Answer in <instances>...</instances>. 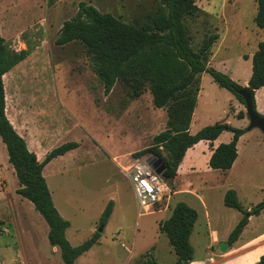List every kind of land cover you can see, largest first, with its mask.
I'll return each instance as SVG.
<instances>
[{
  "label": "rangeland",
  "instance_id": "1",
  "mask_svg": "<svg viewBox=\"0 0 264 264\" xmlns=\"http://www.w3.org/2000/svg\"><path fill=\"white\" fill-rule=\"evenodd\" d=\"M194 1L210 15L208 22L201 16L188 23L194 45L206 34H220L223 42L214 50L225 59L226 65L211 67L223 74L227 68L242 80L250 65L244 58L254 53L258 42L264 39V29L257 28L253 21L255 0H223L222 6V0ZM81 2L126 23L143 22L144 14L156 9L155 0H59L52 6L46 0H0V36L12 51L28 53L23 62L4 76L6 115L11 120L15 112L35 115L32 117L41 120L47 146L55 148L71 141L79 145L76 152L82 156L81 163L71 162L69 154L46 170L53 175L46 178L47 185L55 199L58 197L56 204L67 216L65 220L72 225L67 234L70 244L78 246L100 229L97 244L74 264H137L151 256L159 264H176V256L166 236L159 231V224L168 218L176 204L174 192L182 183L169 182L168 195L144 213L137 210L129 181L112 161V157L120 156L117 161L128 166L135 158L151 157L136 153L151 146L153 137L163 128L164 114L154 108L147 89L132 100L116 84L105 96L83 46L77 42L55 45L62 23L76 15ZM200 93L195 108L197 123L193 127L200 130L226 122L244 133L236 145L238 156L232 170L198 175L193 190L198 192L200 201L209 199L205 188L218 182L221 189L236 191L244 210L253 209L264 201L263 135L256 128L248 130L247 116L242 120L238 113L229 112L228 99L233 95L218 87L206 73L201 76ZM235 101L241 105L236 98ZM241 106L245 113L244 105ZM255 112L258 113L256 106ZM223 135L222 140L228 136L230 140V132ZM0 143L3 145L1 140ZM61 168L64 169L60 171ZM18 188L12 166L8 160L0 161V233L7 227L4 240L10 241L5 251L0 242V264H63L59 250H52L43 235L41 223L46 225L45 221L28 200L16 194ZM110 201L112 216L102 229L98 221ZM189 206L201 211L198 200ZM213 208L211 205L210 209ZM260 217L257 221L263 227L264 215ZM198 223L192 232L191 245L195 257L203 258L206 236ZM216 248L215 245L214 253L218 254Z\"/></svg>",
  "mask_w": 264,
  "mask_h": 264
},
{
  "label": "trees",
  "instance_id": "2",
  "mask_svg": "<svg viewBox=\"0 0 264 264\" xmlns=\"http://www.w3.org/2000/svg\"><path fill=\"white\" fill-rule=\"evenodd\" d=\"M58 0H46L53 5ZM257 8L254 24L264 29V0H255ZM156 9L144 14L143 22L126 23L110 13H101L92 5L79 3L76 15L62 23L55 45L80 43L92 64V70L108 95L120 84L127 97L134 100L147 89L154 107L167 109L166 130L153 137L149 148L137 156L151 154L164 165L162 179L168 184L176 176L177 168L187 149L199 141L211 143L222 132H230L231 140L212 149L208 159L211 170H229L237 157L236 145L243 129L225 122L201 128L195 134L187 131L198 91L197 76L208 74L220 88L226 89L244 105L238 91L247 89L255 110L254 93L264 87V39L251 56V74L246 86L207 66L209 50L218 39L217 33L206 34L195 46L188 23L210 19L194 0H155ZM27 51H12L0 36V139L5 146L7 160L12 166L19 188L16 194L28 200L48 226L47 240L60 252L63 264H74L77 258L97 244L100 234L94 232L78 246H72L65 231L69 222L55 208L42 170L52 159L78 147L75 141L66 142L50 150L42 161L30 152L5 115L4 76L26 59ZM247 59V58H245ZM264 118V115L259 114ZM238 118L244 114L239 112ZM224 206L241 213V219L229 233L226 243L231 246L247 224L248 217L259 215L264 201L250 210L240 205L236 192L229 189L223 198ZM110 201L104 208L98 225L103 229L112 211ZM197 220V212L184 202H177L169 217L159 224L176 256V264H189L193 249L189 238ZM137 264H159L154 257ZM255 264H264V255Z\"/></svg>",
  "mask_w": 264,
  "mask_h": 264
},
{
  "label": "crops",
  "instance_id": "3",
  "mask_svg": "<svg viewBox=\"0 0 264 264\" xmlns=\"http://www.w3.org/2000/svg\"><path fill=\"white\" fill-rule=\"evenodd\" d=\"M221 2L222 3H220V4L222 6L223 0ZM221 11L222 10H220V12ZM210 14L216 15V13H213V12H211ZM222 40H223V37L221 38V35L219 34L218 39L213 43V45L211 46V48L209 50V57H208L207 66L211 67L213 65H216V66L220 65L221 67H224L226 65L225 59L221 55L218 56L217 49L214 50V48L216 47V45H218V43L223 42ZM71 43H73V42H71ZM252 54L253 53L248 55V57H246L247 59L244 58V60L247 61L246 63H250V65H249V71L245 72V74L242 76V80L240 78H238L235 74H233V72H231L227 68H224V72L226 73V75L229 76L230 79L232 78L236 82L242 83L241 86H246L248 79L250 77ZM91 68H92V64H91ZM202 74H204V73H201L197 76L199 88H198L197 95H196L195 106L192 110L189 125L187 128V131L190 134H195L199 130V128H195V127H193V125H194V123H197V121L194 122L195 116H196L195 108H196V105L198 102V98L201 97V95H200L201 94L200 93V80H201ZM151 99H152V96H151ZM254 99H255V106L257 107L258 113L263 115L264 114V87L255 91ZM228 102H229V104H228L229 112L232 115H236L237 113L243 111V107L241 106L242 104L240 105L239 103H236L234 96L232 98H229ZM152 104H153V102H152ZM154 108H156V107H154ZM156 109L161 110L164 114L163 115L164 121H163V125H162L163 128H162V130H160L158 132V133H160V132L166 130L167 109H166V107L156 108ZM15 113H16V115H15L14 119L11 120L7 117L6 108H5V115L8 119V121L10 122V124L12 125V127L14 128V130L16 131V133L24 139L28 150L35 154L37 160L42 161L43 158L45 157V155L50 150H52L54 147L51 145L47 146V144H45V140L43 139L45 134L43 133V131L41 129V125H42L41 120H37L36 118L32 117L35 115H30V114L22 115V114H18L17 112H15ZM242 113L244 114V116H246L244 112H242ZM239 119L244 120V118H239ZM225 132H222L211 143H209L208 141H199L198 143L193 145L191 148L187 149L182 161L180 162V164L177 168L176 176L174 178V181L178 180L179 182L182 183V185H181L182 187L176 188L177 190L174 192V194L177 196L176 197L177 200L175 203L184 202L189 206V203L193 202V200L199 201L198 207L201 211H196L197 212V220L193 226L192 232L194 231L197 223L199 222L198 223L199 224V230L206 236V246H205L204 257L203 258H199V257L196 258L194 255V252H193V259L189 264H255L259 260L260 256L264 255V226L259 227V223L257 221L258 219L261 218L260 217L261 215H264V210L257 216L248 217L247 224L243 228L241 234L239 235L237 240L231 246H229L226 243L227 237H228L229 233L231 232V230L235 227V225L241 219V214L238 211H229V210L225 211L226 208L229 209L228 207L224 206V204H223V198H224L225 192L227 191V188L221 189L220 185H218V182H213V183H211V185L209 187L205 188V190L208 192V196L210 195L209 199L202 198L201 201L198 198V194H197L198 192L196 190H193V186H194L193 184L195 183V180H197L198 175H209V174H216V173L225 174L226 172L228 173L232 170V167H233L237 157H236L234 163L232 164L231 168L225 172L217 171V170H211L208 167V159L211 155L212 149H214L215 147H217L219 144H221L223 142L228 143L231 140V138L229 140V136L227 138H225V140H222V138L224 136L223 133H225ZM158 133H156V135ZM231 137H232V134H231ZM3 145H1V143H0V161L2 163H4L7 160L6 149H5V146H3ZM79 149L80 148L78 145L77 148L66 152L62 156H59V157L52 159L48 164H46L44 166V168L42 170V175L45 179L46 185L48 184L47 179L53 178L52 173L46 172V170L55 161L61 160L64 157L69 156V154H70L71 162L81 163L80 161H81L82 156H81V154L76 152ZM103 151L105 153H107L105 150H103ZM72 152H74V154H72ZM107 155H109V154L107 153ZM117 158H120V156L112 157V161L119 168V173L125 177V175L121 171V167H124V165L122 163H120L119 160L117 161ZM133 162H134V159L132 160L131 163H133ZM131 163H129L128 165H130ZM63 169L64 168H61L60 171H62ZM46 174H47V177H46ZM185 177L187 178L186 180H181V178H185ZM47 187H48V185H47ZM130 188H131V185H130ZM48 189H49V192L51 194V198H52V201H53L55 208H57V211L59 212V214L64 219H68L67 216H65L63 214L62 210L60 208H58V206L56 204L58 202V197L55 199L54 193L52 192L51 188L48 187ZM131 191H132V188H131ZM132 193H133V191H132ZM187 196L191 197V198H188ZM236 196H238L237 193H236ZM212 202H214V203L212 204ZM211 205H213V207H214L212 210L210 209ZM246 210H250V209L247 208ZM112 212L113 211H111V214H110L108 220L112 216ZM154 213L160 214V213H163V211H154ZM170 213H171V211H170ZM170 213H169V215H170ZM169 215H168V217H169ZM108 220H107V222H108ZM68 222L70 225L67 228V230L65 231L66 238H67V234H68L69 230L72 228L71 222L70 221H68ZM107 222H106V224H107ZM2 225H3V227H6L5 226L6 224H2ZM41 225H42V227L44 226L43 230H42L44 232L43 235H45L47 237L48 228L46 227V225H44V223H41ZM2 229H3V231L0 233V242H1V245L3 246V250L5 251L7 249V246H8L7 244L10 243V241L4 240V235L8 234L7 227L2 228ZM191 237H192V233H191L190 238H189L190 244H191ZM220 243H224L228 246V248L225 250V252L219 251V244ZM215 245L217 246V248H216L217 252L216 253H218V254L214 253V246ZM52 250L57 252L56 247H52Z\"/></svg>",
  "mask_w": 264,
  "mask_h": 264
},
{
  "label": "built area",
  "instance_id": "4",
  "mask_svg": "<svg viewBox=\"0 0 264 264\" xmlns=\"http://www.w3.org/2000/svg\"><path fill=\"white\" fill-rule=\"evenodd\" d=\"M121 171L131 185L138 211L149 212L170 192L161 174H157L144 158H135L130 165L121 167Z\"/></svg>",
  "mask_w": 264,
  "mask_h": 264
},
{
  "label": "water",
  "instance_id": "5",
  "mask_svg": "<svg viewBox=\"0 0 264 264\" xmlns=\"http://www.w3.org/2000/svg\"><path fill=\"white\" fill-rule=\"evenodd\" d=\"M238 95L242 98L244 102L245 113L249 120L248 130L256 128L262 133L264 138V118L260 116L258 113H256L255 110L253 109L249 91L247 89H242L238 91ZM146 160L151 166V168H153L157 174L162 173L164 169V165L161 163L159 159L151 156L148 157ZM99 231L100 229L98 230V232ZM227 248L228 246L226 244L224 243L219 244L220 252H225Z\"/></svg>",
  "mask_w": 264,
  "mask_h": 264
}]
</instances>
